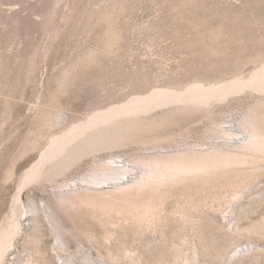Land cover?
<instances>
[{"label":"rangeland","instance_id":"rangeland-1","mask_svg":"<svg viewBox=\"0 0 264 264\" xmlns=\"http://www.w3.org/2000/svg\"><path fill=\"white\" fill-rule=\"evenodd\" d=\"M263 66L264 0H0V232L21 205L0 264H64L43 215L55 193L82 185L101 162L121 161L129 169L121 182H130L142 154L240 143L242 120L264 93L246 88L178 112L148 140L137 136L23 186L54 142L137 103L152 104L144 119L161 120L180 104H160L158 94L228 83ZM242 168L163 188L153 199L157 215L128 230L119 228L124 213L99 221L80 211L81 226L96 234L118 222L121 248L106 258L66 232L69 253L95 264H264V160Z\"/></svg>","mask_w":264,"mask_h":264},{"label":"bare ground","instance_id":"bare-ground-1","mask_svg":"<svg viewBox=\"0 0 264 264\" xmlns=\"http://www.w3.org/2000/svg\"><path fill=\"white\" fill-rule=\"evenodd\" d=\"M246 88L264 93V66L249 76L237 77L228 83L205 86L204 83L196 82L178 93L167 91L158 94L154 101L160 104L165 102L180 104L178 105L180 107L164 115L161 120L147 121L146 118L145 120L144 115L152 111V104L142 102L103 122L83 126L74 132L71 131L63 139L53 143L37 166L25 174L22 185L50 181L66 170L68 171L71 166L84 157L102 150L123 146L136 139L137 136H143V141L148 140L172 115L178 112H194L202 107L207 108ZM248 111L242 120L244 121L245 137L241 139L240 143H233L228 147L213 146L206 149H178L172 152L142 154L134 160L141 171L137 173L138 176L133 181L129 180L130 182H121L124 177L127 181V171H129L121 161L101 162L95 168L93 175L82 180V185L77 184L74 187L68 185L69 188L61 189L55 193V203L46 202L43 215L52 227L54 239L57 242L56 251L67 253L65 257L59 256L63 263L95 264L85 256L80 257L82 261L79 263L76 255L69 253L71 246L69 239L65 236L66 232L71 233L77 239L79 236L85 237L101 254L104 250L103 254L107 256L106 258L113 259L114 252L121 248L120 242L117 243L118 246L114 245L120 238L116 232V228L119 226L118 222H107L104 231L96 234L81 226L80 211L87 212L92 218L100 219L99 221L103 217H110L113 213H124L125 217H122L124 219L122 221L126 224L119 228L128 230L132 224L137 223L138 225H136L140 226L141 223L149 222L157 215L154 213L153 199L161 194L163 188L183 182L205 181L214 174L254 166L263 161L264 102L260 101L251 111ZM110 182H114V188L110 190L99 187L103 183ZM15 206V211L12 212L13 215L11 214L12 220L9 229L7 231L3 229L0 232V261L5 246H9L19 231L17 216L21 212V205L18 199ZM58 210L69 215L71 225L64 222V218ZM107 219L109 218L105 220Z\"/></svg>","mask_w":264,"mask_h":264}]
</instances>
